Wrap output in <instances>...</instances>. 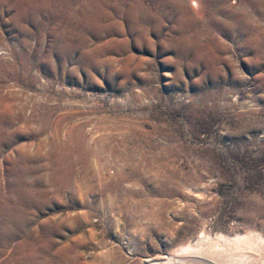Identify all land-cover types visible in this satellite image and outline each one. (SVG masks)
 <instances>
[{
  "label": "rangeland",
  "instance_id": "1",
  "mask_svg": "<svg viewBox=\"0 0 264 264\" xmlns=\"http://www.w3.org/2000/svg\"><path fill=\"white\" fill-rule=\"evenodd\" d=\"M16 186L0 264L248 235L264 264V0H0V205Z\"/></svg>",
  "mask_w": 264,
  "mask_h": 264
},
{
  "label": "bare ground",
  "instance_id": "2",
  "mask_svg": "<svg viewBox=\"0 0 264 264\" xmlns=\"http://www.w3.org/2000/svg\"><path fill=\"white\" fill-rule=\"evenodd\" d=\"M21 193H22L21 187L19 188L16 186V188L12 191L10 200L9 199L4 200V203H2V205H0V217H1V212H5L6 215H8L9 217L15 216L13 214H16V212L18 211L17 208L19 207V203H21V199H22ZM9 217H8V219H9ZM4 227H5V224H3V228ZM254 235H256V233ZM222 236H224V235H222ZM222 236H220V238ZM259 237H261V236H259ZM228 238L229 239H227V237H226V238H223L222 241L218 240V241H214V242L213 241L212 242H206V240L208 238L207 239L200 238L199 240H197V242L195 244L187 245L183 248L181 247L182 249L180 252L186 253L187 255L181 256V257H172V256L169 257L168 256V258L164 259V261H162V262L160 261V262H157L155 264H218V263L219 264H245L244 261L246 259L244 258L245 260L243 261V257L240 256L242 253L238 252L240 254L239 256H237V254H235L236 252L234 253L236 256L232 255L230 253V251L232 249L229 247L230 248V251H229V248L227 247V245L229 246L231 243H237L238 244L240 242L252 245V244H256V242L258 241V238H256L255 236L253 237L251 235H248L244 238H241V237L240 238H234V239L232 238L231 240H230V237H228ZM262 242H263V240H262ZM205 243H208V244L206 245ZM251 245H248V246L250 247ZM259 245H261V244H259ZM259 245H257V246H259ZM238 246L240 247V244ZM254 246L255 245H253V247ZM257 246L255 248H257ZM242 247H244V246H242ZM246 249L243 248V250H246ZM241 250H242V248H241ZM250 250H251V248H250ZM180 252H178V253H180ZM252 255H251V257H252ZM247 260H249V258ZM248 264H250V263H248Z\"/></svg>",
  "mask_w": 264,
  "mask_h": 264
}]
</instances>
